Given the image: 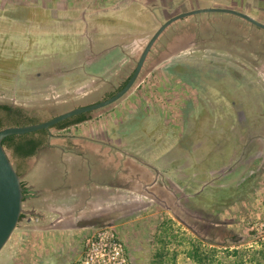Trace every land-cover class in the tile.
<instances>
[{"label":"rangeland","instance_id":"obj_1","mask_svg":"<svg viewBox=\"0 0 264 264\" xmlns=\"http://www.w3.org/2000/svg\"><path fill=\"white\" fill-rule=\"evenodd\" d=\"M181 2L0 0V103L46 109L50 119L106 99L130 76L145 44ZM189 6L206 8L200 0L189 1ZM201 19L210 24L222 21L201 32L209 40L205 48L156 63L150 58L138 83L159 66L179 77L172 87L180 88L187 106L193 107L196 123L184 124V133L209 172L193 170L198 173L193 190L179 182V190L171 191L178 198L173 208L163 200L162 205L145 206L144 199L130 208L117 202L116 211L125 208L126 213L116 212L112 227L89 234L75 230L34 236L33 227L43 222L39 215L32 217V201L27 196L25 217L1 251L0 260L12 257L16 264H33L35 255L37 264H72L82 257L86 237L103 229L114 232L123 245L125 264H198L189 254L193 244L206 253L216 251L214 264H234V252L246 256L249 264L254 253L264 249L258 241L264 234L257 232L264 224V30L226 13H201L183 25ZM181 23L166 29L154 48L158 50ZM114 45H128L121 52L134 50L129 54L136 61L121 63L124 57L119 51L110 61ZM66 75H71L70 81L64 79ZM110 110L92 112L86 123L62 131L51 129L50 146L31 160V166L52 161L59 167V152L72 147L68 136L105 133L103 118ZM148 129L135 126L134 135L145 136ZM155 133L165 132L156 128ZM27 170L21 177L29 189L35 180H30ZM188 194H194L195 202L187 201ZM130 196L135 199L139 194L131 190ZM192 207L196 208L195 219L187 214ZM33 244L39 248H32Z\"/></svg>","mask_w":264,"mask_h":264},{"label":"crops","instance_id":"obj_2","mask_svg":"<svg viewBox=\"0 0 264 264\" xmlns=\"http://www.w3.org/2000/svg\"><path fill=\"white\" fill-rule=\"evenodd\" d=\"M200 1L206 7L238 9L264 23V0ZM112 60L114 58L110 57ZM70 76L64 79L70 81ZM177 78L160 66L148 73L145 81L139 82L104 116L105 133L68 136L72 147L59 152V167L52 161H44L41 167L34 166L35 162L31 166L33 158L29 160L26 174L35 182L31 181L26 197L32 201V217L39 215L43 222L41 227H33L34 236L75 230L89 234L97 228L112 227L116 212L126 213L125 208L116 211L117 202L129 208L140 205L137 201L144 199H147L143 202L145 206L162 205L161 200L176 203L178 198L171 191L179 190V182L186 190L194 189L198 173L193 170L201 169L198 172L206 174L210 169L205 170L203 162L198 161L194 142L189 145L192 140L184 133L189 123H196L192 118L193 107L187 106L180 88L172 87V81ZM186 119L189 120L187 124ZM135 126L148 127V134L134 135ZM156 128L165 133H155ZM117 143L120 144L118 148ZM50 144L49 141L48 146ZM131 190H136L139 196L132 199ZM193 198L194 194L186 197L187 201L195 202ZM53 216L55 219L49 220ZM0 261V264H16L17 260L10 257ZM31 261L33 264L39 262L35 255Z\"/></svg>","mask_w":264,"mask_h":264},{"label":"water","instance_id":"obj_3","mask_svg":"<svg viewBox=\"0 0 264 264\" xmlns=\"http://www.w3.org/2000/svg\"><path fill=\"white\" fill-rule=\"evenodd\" d=\"M201 13L232 14L264 30V23L256 20L249 14L230 8L206 7L181 13L167 20L152 35V37L144 47L142 53L140 54L139 60L132 76L130 77L126 85L121 90L116 92L113 96L93 104L70 109L38 124H31L20 127H7L0 130V253L6 246L8 241L11 239L14 232L17 230L21 221V216L24 214V189L22 185V177L17 172L12 160L10 159L6 151V148L3 146V140L6 137L13 135H24L43 129L50 130L60 122H63L67 119L114 106L118 101L122 100L126 95H128L138 83V78L145 65L147 56L149 55L157 40L164 33V31L178 20H182L192 15Z\"/></svg>","mask_w":264,"mask_h":264},{"label":"trees","instance_id":"obj_4","mask_svg":"<svg viewBox=\"0 0 264 264\" xmlns=\"http://www.w3.org/2000/svg\"><path fill=\"white\" fill-rule=\"evenodd\" d=\"M133 72L134 70L116 90L107 94L106 98L113 96L116 92L121 90L126 85ZM46 112V109L29 110L14 104L0 103V130L7 127H20L44 122L49 119V117L46 116L48 114H46ZM91 113H85L67 119L54 126L52 129L62 131L82 124L90 119ZM50 130L43 129L24 135H13L6 137L3 140V146L6 148L10 159L14 162L13 164L20 176H22V174L28 169L27 161L39 155V153L49 145V139L51 136ZM22 185L25 200L28 190L25 182L22 181ZM24 217L25 215L23 214L21 220ZM189 254L198 264H214L217 259L216 251L206 253L198 244H193L192 251ZM234 254H237L234 264H247L246 256L241 254L238 255L239 253L237 252H234ZM261 261H264V249L254 253L249 260V264H257L256 262L262 264ZM217 264L221 263L218 262Z\"/></svg>","mask_w":264,"mask_h":264},{"label":"flooded vegetation","instance_id":"obj_5","mask_svg":"<svg viewBox=\"0 0 264 264\" xmlns=\"http://www.w3.org/2000/svg\"><path fill=\"white\" fill-rule=\"evenodd\" d=\"M134 1L135 0H133V2ZM189 1H191V0H183V2H181L176 8L172 9V10H174L172 15L171 16L168 15L169 17H165L166 19L161 25H163L170 18L175 17V16H177V15H179L181 13L192 11V10H198L200 8V7H196V6H189ZM179 2H180V0H171V4L172 5L174 3H179ZM214 7H219L220 8V6H214ZM225 8H228V7H225ZM231 9L238 10V9H235V8H231ZM87 10H88V8H87ZM230 15H232V14H230ZM198 16H200V14L192 15V16L184 18L182 20H178V21L174 22L172 25H170L168 28H170L173 25H176L179 22H182L180 27L179 26L174 27L172 33L174 32L175 34L174 33L173 34L172 33L169 34V36L167 37L166 41L164 43H162V45H160L158 50L155 49L154 47L152 48V50L150 51L149 55L147 56V59H146L145 63H147L149 61V59L153 58V57L155 59V62H153V63H156V60H158V59H159V62H161L164 59L171 58V57L173 58V56H176V58L180 57L183 54V52H185V51L200 52L202 49H204L205 46H206V43L209 42V40L202 38L201 37V35H202L201 32L210 31L211 27H212V24L220 25L222 23V21H220V20L218 21L216 19L215 21L212 22V24H210V22L208 20L205 21V20L201 19V20H194L193 22H189L188 24L183 25V21H186L189 18L198 17ZM132 45H134V43H132ZM122 46H123L124 49L128 47V45H126V46H124V45H114V46L110 47V57L113 56L112 54H114L115 51H119L121 53L120 55H123V57H124L121 60V62L130 63V62L136 61V59L134 58L135 56L134 55L131 56L129 54V53H131L134 50H130V51L124 53V52H121V51H123ZM145 46H146V44H145ZM107 50L108 49H106L104 51H107ZM138 60H137V62H138ZM29 160L27 161V164H28ZM167 203L170 204L172 206V208L177 205L174 201H170V200H168ZM194 208L195 207H192L190 209L187 208L188 209V211H187L188 213L187 214L189 215V218L191 216H192L193 219L197 218V217H195L196 214H197L196 208L195 209ZM199 218L200 217H198V219ZM190 227H192V226H190Z\"/></svg>","mask_w":264,"mask_h":264},{"label":"built area","instance_id":"obj_6","mask_svg":"<svg viewBox=\"0 0 264 264\" xmlns=\"http://www.w3.org/2000/svg\"><path fill=\"white\" fill-rule=\"evenodd\" d=\"M259 230H261L259 234H264V224H260L257 232ZM258 241L264 245V236L258 237ZM125 262L123 245L114 232L103 229L86 237L82 257L72 264H125Z\"/></svg>","mask_w":264,"mask_h":264}]
</instances>
